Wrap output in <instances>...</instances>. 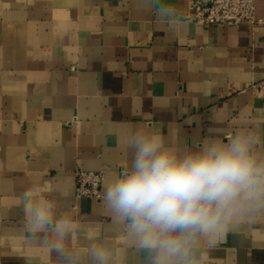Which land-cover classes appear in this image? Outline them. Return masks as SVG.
Wrapping results in <instances>:
<instances>
[{"label":"crops","instance_id":"1","mask_svg":"<svg viewBox=\"0 0 264 264\" xmlns=\"http://www.w3.org/2000/svg\"><path fill=\"white\" fill-rule=\"evenodd\" d=\"M0 0V264H67L27 239L22 194L72 221L67 246L91 264H147L103 205L129 167L133 131L159 128L178 153L252 133L264 153V0L252 22L197 25L188 0ZM174 33V34H173ZM102 171L100 197L74 195V171ZM201 264H264V216L240 223Z\"/></svg>","mask_w":264,"mask_h":264},{"label":"clouds","instance_id":"2","mask_svg":"<svg viewBox=\"0 0 264 264\" xmlns=\"http://www.w3.org/2000/svg\"><path fill=\"white\" fill-rule=\"evenodd\" d=\"M156 9L177 18L167 0H157ZM259 142L252 133L236 134L181 154L166 146L159 128L136 129L127 140L131 164L107 182L103 205L147 264H201L198 248L212 249L240 223L264 216V153L254 150ZM21 201L27 239L79 264L66 244L72 221L57 218L55 203L35 188ZM87 254L91 264H110L112 254L102 244L93 242Z\"/></svg>","mask_w":264,"mask_h":264},{"label":"built area","instance_id":"3","mask_svg":"<svg viewBox=\"0 0 264 264\" xmlns=\"http://www.w3.org/2000/svg\"><path fill=\"white\" fill-rule=\"evenodd\" d=\"M255 0H188L186 20L197 25L252 22ZM102 171H74L76 197H100Z\"/></svg>","mask_w":264,"mask_h":264}]
</instances>
